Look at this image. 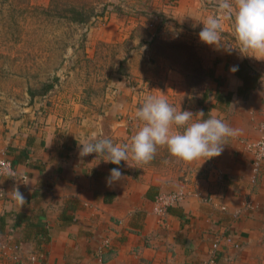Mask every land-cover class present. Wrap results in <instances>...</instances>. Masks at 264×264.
Listing matches in <instances>:
<instances>
[{
    "label": "crops",
    "instance_id": "crops-1",
    "mask_svg": "<svg viewBox=\"0 0 264 264\" xmlns=\"http://www.w3.org/2000/svg\"><path fill=\"white\" fill-rule=\"evenodd\" d=\"M207 3L162 0L160 6L166 23L197 27L214 12ZM219 13L221 43L232 49L202 48L207 84L198 98L177 66L163 58L146 61L151 53L144 48L131 69L143 86L140 92L130 87L121 95L92 92L89 106L82 89L70 94L64 89L40 99L38 106H47V100L51 105L40 112L38 106L26 114L0 107V158L7 156L15 169V176L2 182L9 190L18 186L25 199L21 204L0 198V264H205L213 252L217 264H264V163L256 174L250 148L264 134V54L240 53L231 18ZM111 23L109 40L115 39ZM252 72L259 77L250 84ZM148 96L191 111L192 122L222 119L235 134L226 138L222 154L208 161L168 156L179 166L176 172L159 164L147 168L150 162L141 166L131 156L117 166L95 153L79 155V143L94 139L124 145L142 126L135 113ZM115 167L122 179L109 186L106 178ZM178 190L185 198L160 215L157 197ZM16 244L21 247L15 261L4 249Z\"/></svg>",
    "mask_w": 264,
    "mask_h": 264
},
{
    "label": "rangeland",
    "instance_id": "rangeland-1",
    "mask_svg": "<svg viewBox=\"0 0 264 264\" xmlns=\"http://www.w3.org/2000/svg\"><path fill=\"white\" fill-rule=\"evenodd\" d=\"M208 1V8L214 11L209 16L221 21L220 0ZM154 3L157 5L143 7L138 0H0V107L10 105L31 113L30 108L38 106L40 99L64 89L69 94L82 89L89 95V106L92 92L121 95L129 87L140 92L143 86L139 88L131 69L136 58L143 57L144 48L151 53L146 61L163 58L170 67L177 66L189 88L197 98L201 96L207 77L200 53L209 46L199 39L204 25L166 23L162 0ZM73 7L90 19L74 21L79 15L71 12ZM110 23L114 25L113 40L107 38ZM98 33L106 39H97ZM47 85L52 87L43 98L41 91ZM45 105L38 106L37 112L51 106L49 100ZM131 139L125 138L124 143L130 146ZM168 156L166 147L159 146L147 168L159 164L160 169L176 172L179 166L171 164Z\"/></svg>",
    "mask_w": 264,
    "mask_h": 264
},
{
    "label": "clouds",
    "instance_id": "clouds-1",
    "mask_svg": "<svg viewBox=\"0 0 264 264\" xmlns=\"http://www.w3.org/2000/svg\"><path fill=\"white\" fill-rule=\"evenodd\" d=\"M220 11H226L232 20L235 42L240 53L257 57L264 54V0H221ZM199 39L207 45L217 48L221 43V23L218 16H209L203 22ZM229 51L230 46L226 47ZM231 72L238 71L232 67ZM203 117L204 113L198 114ZM191 111L180 110L166 99L148 96L135 113L142 126L132 136L131 145L115 144L110 138L94 139L88 143H79L81 157L91 155L104 156V162L119 166L122 161L128 164L129 157L138 164L153 159L159 146L166 147L170 156L183 162L206 157L210 160L218 157L227 145L225 140L235 134L222 119L209 116L192 122ZM122 179L119 167L112 168L106 178L109 186ZM13 198L23 204V194L18 190L12 192Z\"/></svg>",
    "mask_w": 264,
    "mask_h": 264
},
{
    "label": "built area",
    "instance_id": "built-area-1",
    "mask_svg": "<svg viewBox=\"0 0 264 264\" xmlns=\"http://www.w3.org/2000/svg\"><path fill=\"white\" fill-rule=\"evenodd\" d=\"M264 130V127H263ZM251 150L254 153V160H253V166L254 170L257 173H259L261 166L264 163V134L261 136V138L250 145ZM12 175L15 176V169L14 164L12 160H10L7 156H3L0 158V198H8L10 200H15L13 198L12 192L16 189L19 190L18 186L14 185L12 189L9 190L8 186H6L2 179L5 176ZM186 196V193L184 190H178L172 193L168 194H161L156 199V211L160 215H164L168 212V209L175 204L182 201ZM218 243L214 244V250L218 248ZM20 245H10L9 247H5L4 254H6L8 251L11 253V257L13 259L18 260V253L20 251ZM8 250V251H7ZM7 251V252H6ZM216 254L215 252L212 253V257L210 260H207L205 264H217L216 263ZM102 256H100V261L103 263Z\"/></svg>",
    "mask_w": 264,
    "mask_h": 264
},
{
    "label": "trees",
    "instance_id": "trees-1",
    "mask_svg": "<svg viewBox=\"0 0 264 264\" xmlns=\"http://www.w3.org/2000/svg\"><path fill=\"white\" fill-rule=\"evenodd\" d=\"M71 10V12H73V13H75V14H77V15H79V16H77V17H75L74 19V21H76V22H79V23H85V22H87L89 19H90V17L91 16H84V14L82 13V12H80V10L77 8V7H73V8H71L70 9ZM91 15V14H90ZM259 77V74L258 73H256V72H252V73H248V76H247V78L250 80V81H248L250 84H253L254 82H255V79H257ZM52 87V85H47V87L46 88H43V90L41 91V94H46V92L50 89Z\"/></svg>",
    "mask_w": 264,
    "mask_h": 264
}]
</instances>
